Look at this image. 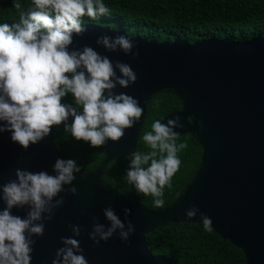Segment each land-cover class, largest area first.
<instances>
[{
  "label": "water",
  "instance_id": "1",
  "mask_svg": "<svg viewBox=\"0 0 264 264\" xmlns=\"http://www.w3.org/2000/svg\"><path fill=\"white\" fill-rule=\"evenodd\" d=\"M85 27L82 36L73 35L69 50L90 46L113 63L129 64L137 74L136 83L127 89L117 86L114 91L136 98L143 113L120 141L103 146L105 158L94 171L74 173L72 185L64 186L57 197L64 199L63 207L55 210L52 221H44L42 237H32L36 243L31 264H52L56 251L64 246L61 237H73L69 225L81 227V235L73 238L79 240L88 264H171L152 255L146 235L168 223H203L201 214L211 219L216 234L243 253L246 264H264V37L247 42L210 38L194 44L133 37L129 38L137 46L133 51L139 52L133 59L96 44L102 35L126 36L123 32L93 24ZM162 93L173 94L181 108L164 116L161 123L179 116L183 127L174 129L178 138H195L202 156L176 202L152 210L111 190L102 173L109 163L127 160L136 151L148 105ZM71 123L69 117L67 124ZM0 126L6 122L0 121ZM56 128L65 130V125L53 126L46 138L27 150L11 140V132L0 133V185L15 180L17 168L56 174L54 165L60 159L54 141ZM69 187H76L78 195L68 193ZM109 206L121 221H125L124 209H130L127 219L135 232L126 243L117 232L107 242L94 245L89 239L93 217L110 226L103 214ZM5 207L0 199V211ZM193 207L198 212L189 219L185 213ZM28 210V206L14 207L12 214L24 218Z\"/></svg>",
  "mask_w": 264,
  "mask_h": 264
},
{
  "label": "clouds",
  "instance_id": "2",
  "mask_svg": "<svg viewBox=\"0 0 264 264\" xmlns=\"http://www.w3.org/2000/svg\"><path fill=\"white\" fill-rule=\"evenodd\" d=\"M13 7L19 12V23L0 24V121L6 122L0 133L11 132V140L25 150L62 123L65 132L94 148L120 141L125 130L139 122L143 109L133 96L114 90L135 84L137 74L129 64L113 63L90 46L69 50L73 35L82 36L86 31L83 17L95 20L109 14L103 0H32L27 11L14 0ZM96 44L111 53L119 50L133 59L139 56L133 51L137 46L127 36L102 35ZM68 94L76 107L62 103ZM69 117L71 125L67 124ZM181 127L179 116L167 124L156 120L142 137L151 151L128 156V183L138 193L155 197L156 208L164 207V188H171L172 177L181 165L177 154L187 147L186 143H176L179 134L174 129ZM54 172L49 175L17 168L16 179L0 185V199L6 204L0 211V264H31L36 243L32 237L44 235V221H52L55 210L65 203L57 197L65 185H72L74 173H81V168L74 160L58 159ZM67 192L78 195L76 187ZM25 206L29 210L24 218L12 214L14 207ZM197 212L193 207L185 214L192 219ZM124 213L127 224L111 206L104 208L108 227L93 217L89 239L94 245L107 242L117 232L122 242L129 241L135 227L127 219L130 209ZM201 217L204 228L210 230L211 219L204 214ZM69 227L73 237L81 235L80 226ZM73 237H61L64 246L56 251L52 264H88L79 240Z\"/></svg>",
  "mask_w": 264,
  "mask_h": 264
},
{
  "label": "trees",
  "instance_id": "3",
  "mask_svg": "<svg viewBox=\"0 0 264 264\" xmlns=\"http://www.w3.org/2000/svg\"><path fill=\"white\" fill-rule=\"evenodd\" d=\"M14 0H0V24L19 23V12ZM27 11L32 0H19ZM109 14L92 20L83 17L84 25H98L123 32L128 38L140 37L157 43L177 40L194 44L210 38L247 42L257 36L264 37V0H103ZM62 103L76 107L68 94ZM181 108L171 93L154 97L147 108L144 125L136 151L147 153L150 147L143 141L145 132L151 131L156 120ZM79 111V109H78ZM54 141L60 159L74 160L81 173L94 171L104 160L103 147L94 148L90 142L77 141L69 132L56 128ZM176 143L187 147L178 152L179 170L171 180V188H164L163 208L154 206L155 197L138 193L129 184L126 172L130 161H113L102 173L103 182L114 192L152 210L172 206L183 193L192 175L198 169L202 149L190 135L177 138ZM152 255L165 258L171 264H246L243 253L223 240L210 227L200 224L168 223L146 235Z\"/></svg>",
  "mask_w": 264,
  "mask_h": 264
}]
</instances>
